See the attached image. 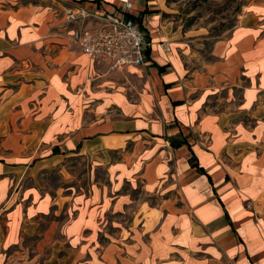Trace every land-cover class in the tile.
<instances>
[{
  "label": "crops",
  "instance_id": "1",
  "mask_svg": "<svg viewBox=\"0 0 264 264\" xmlns=\"http://www.w3.org/2000/svg\"><path fill=\"white\" fill-rule=\"evenodd\" d=\"M132 2L146 65L109 72L73 33L116 0H0V264H264V0L205 53Z\"/></svg>",
  "mask_w": 264,
  "mask_h": 264
},
{
  "label": "rangeland",
  "instance_id": "2",
  "mask_svg": "<svg viewBox=\"0 0 264 264\" xmlns=\"http://www.w3.org/2000/svg\"><path fill=\"white\" fill-rule=\"evenodd\" d=\"M168 20L174 32L186 37V42L198 43L196 50L205 53L211 43L227 35L236 26L245 6L253 0H170ZM187 35V36H186ZM200 41V42H198ZM90 165L87 161L74 159L63 169L49 170L40 175L38 186L42 191L54 193L62 186L86 187ZM98 176L104 175L98 170Z\"/></svg>",
  "mask_w": 264,
  "mask_h": 264
},
{
  "label": "built area",
  "instance_id": "3",
  "mask_svg": "<svg viewBox=\"0 0 264 264\" xmlns=\"http://www.w3.org/2000/svg\"><path fill=\"white\" fill-rule=\"evenodd\" d=\"M121 10L117 13L96 15L99 24L92 29H78L73 33L81 51L93 63L106 64L109 72L125 71L129 67L146 65L147 35L131 17L132 0H116ZM78 17L71 16L72 20Z\"/></svg>",
  "mask_w": 264,
  "mask_h": 264
},
{
  "label": "trees",
  "instance_id": "4",
  "mask_svg": "<svg viewBox=\"0 0 264 264\" xmlns=\"http://www.w3.org/2000/svg\"><path fill=\"white\" fill-rule=\"evenodd\" d=\"M170 2H171L170 0H167V3H170ZM163 16L166 17L167 14H164ZM147 53H148V52H147V50H146V55H147Z\"/></svg>",
  "mask_w": 264,
  "mask_h": 264
}]
</instances>
